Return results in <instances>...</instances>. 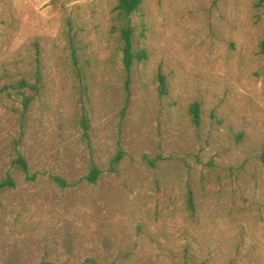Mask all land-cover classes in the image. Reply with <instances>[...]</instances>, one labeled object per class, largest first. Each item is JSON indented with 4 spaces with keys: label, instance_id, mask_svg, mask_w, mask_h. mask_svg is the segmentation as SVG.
<instances>
[{
    "label": "rangeland",
    "instance_id": "obj_1",
    "mask_svg": "<svg viewBox=\"0 0 264 264\" xmlns=\"http://www.w3.org/2000/svg\"><path fill=\"white\" fill-rule=\"evenodd\" d=\"M118 1L0 0V264H264V0H143L124 116Z\"/></svg>",
    "mask_w": 264,
    "mask_h": 264
},
{
    "label": "trees",
    "instance_id": "obj_2",
    "mask_svg": "<svg viewBox=\"0 0 264 264\" xmlns=\"http://www.w3.org/2000/svg\"><path fill=\"white\" fill-rule=\"evenodd\" d=\"M143 3V0H119L118 4L116 6L117 10V24H116V31L119 34L121 43H122V53H123V65H124V70H125V75H126V102L123 107V116L126 113V110L128 108V105L130 103V97H131V81H132V72H133V67L136 63L138 62H146L149 59V53L145 48L137 49L136 48V43H135V38H136V33L137 29L136 26L133 23V15L136 13L141 5ZM157 88L159 91L160 95H165L168 93V81L166 75L162 72L159 71L157 75ZM18 86L21 89H30V88H36V86L29 84L25 80H21L18 83ZM21 95L24 96L23 98V105L25 108H28L33 100V97L26 94L25 92H20ZM190 114L192 116V120L196 125H200L202 122V117H201V105L199 102H194L191 105L190 109ZM84 126L87 128L88 127V122L85 119L83 121ZM124 150L122 147L119 149L118 153L114 156L111 164V168L116 170L117 165L120 163L122 158L124 157ZM148 162L151 165H155L156 162L155 160L146 157ZM14 164L17 168L22 170L24 173L27 174L29 178H32V176L29 175L30 173V167L27 159L22 155L19 154L15 160ZM102 173V170L94 165L91 172L85 177L90 183H96L98 179L100 178ZM34 177V176H33ZM53 179L56 183L59 185L65 187L68 185L66 180H64L60 176H53ZM16 185L15 180L11 175H8L6 178L0 180V192L9 189L11 187H14ZM188 206L191 212L194 214L195 213V202H194V196L191 193L188 195ZM41 264H52L50 262H42Z\"/></svg>",
    "mask_w": 264,
    "mask_h": 264
}]
</instances>
